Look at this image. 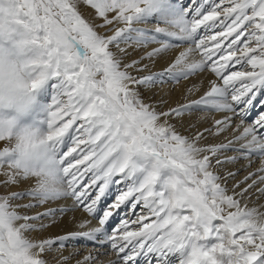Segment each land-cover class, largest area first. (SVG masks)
<instances>
[{
    "label": "snow or ice",
    "instance_id": "snow-or-ice-1",
    "mask_svg": "<svg viewBox=\"0 0 264 264\" xmlns=\"http://www.w3.org/2000/svg\"><path fill=\"white\" fill-rule=\"evenodd\" d=\"M82 4L94 13L85 14ZM153 19L169 27L139 26ZM173 41L191 46L161 72L133 75L143 71L139 61L124 62L132 45L158 43L146 53L153 57ZM205 68L222 83L211 82L198 100L159 110L143 97L142 86ZM260 96L264 0H0V185L35 178L33 187L0 195V264H48L57 242L98 235L116 254L108 264H264V212L241 206L264 176L247 184L256 175L249 173L246 187L237 182L229 191L214 170L232 159H217L228 145L201 147L202 133L187 137L170 123L194 105L231 112L243 126L234 137L246 140L241 150L264 158V111L245 125ZM231 121L216 120L217 132ZM256 171L264 172V160ZM112 185L123 187L98 215ZM256 191L264 194V187ZM25 196L41 204L71 198L99 226L29 239L32 221L53 210L21 215L11 201ZM125 205L130 213L109 233L110 218ZM92 261L89 254L77 264Z\"/></svg>",
    "mask_w": 264,
    "mask_h": 264
},
{
    "label": "bare ground",
    "instance_id": "bare-ground-1",
    "mask_svg": "<svg viewBox=\"0 0 264 264\" xmlns=\"http://www.w3.org/2000/svg\"><path fill=\"white\" fill-rule=\"evenodd\" d=\"M174 2L187 5L190 3V0H174ZM196 2L198 3L199 0H196ZM92 11L89 10V14H93ZM139 26L151 29H155L157 26L169 27L164 23H158L152 20L145 25ZM220 30L222 29H217V31ZM100 31H103V29H100ZM212 34L211 31H201V35ZM173 43L175 44L174 47L153 57H148L146 53L150 52L153 48L159 47L160 45L158 43H147L139 47L132 45L129 47L128 56L124 58V61L126 63H131L133 60L139 61L137 66L143 69V71L137 73L133 70L134 75H148L153 72H161L175 59L179 52L191 46L188 43H180L177 41H173ZM121 47H124V45H121ZM191 58L192 57H190V59ZM194 58L199 59V53H195ZM213 81L222 83L214 73L205 68L203 70H197L190 76L181 77L178 80L165 78L163 82H157L153 86H142L141 92L148 103L157 107L159 110H167L168 108H175L198 100L209 90L211 82ZM259 99H264V96H260L254 102V106L249 109L245 125L250 124L258 117L261 111H264V106L259 104ZM225 117H232V121L229 125L224 127L222 132L218 133L215 121L223 120ZM170 123L180 134L187 137L195 138L198 132L202 133V139L198 141V145L201 147L211 144L228 145V147L220 151L217 159L222 161H225V158L232 159H228L226 162L215 167L214 170L218 175L226 178V186L229 191H231L237 182H240V187H246L247 185L244 184L243 181L245 176L249 173L255 172L256 175L248 180L247 184H251L252 180H257L260 176H264V172L256 171L261 168L264 158L259 155H248L246 149L241 150L244 148L246 140L234 139V137L239 136L243 131V126L237 128V126L240 125L239 116H234L231 112L215 111L202 105H194L192 108L184 111L179 117H173ZM213 164H215V161H213ZM2 171L3 170L0 169V172ZM229 173L234 175L229 176ZM4 179L5 177L0 174V181ZM34 184L35 178H31L18 185L9 186L7 189L0 185V194H6L8 191H20L25 188L33 187ZM122 187L123 185L111 186L108 193L99 202L98 215L103 214V211L114 201L115 196L119 194ZM261 187H264V183H257L251 190L249 196L241 201V206L246 204L249 208H256L260 212H264V194H260L256 191V189ZM239 190V188L236 189L237 192H239ZM92 195L94 196L95 192H93ZM27 197L31 203L35 205L34 207H30V216H35L37 213H45L49 209L53 210L52 215H45L38 220L32 221L37 227L32 231L25 232V236H29V239H55L59 236H65L68 233L86 232L91 228L99 226L98 218H93V216L86 213L83 208L74 206L71 198H58L41 204L31 196ZM25 202L24 200L18 199L11 201V204L13 206L20 205V207L16 209L19 214L29 215L26 213L28 208L23 207V205H26ZM61 209H63V211ZM135 211L140 212L141 209L137 208ZM129 213L130 205L122 206V208L110 218L107 224V231L111 233V230L119 224L120 220L127 217ZM40 224H44L45 227L42 229L39 228ZM57 244H60V242H57ZM63 246V249L59 250V245L57 248L52 247L45 255L48 264H61V257H68L66 264H77V261H82L83 258L89 254L93 257L91 264H108L109 261L116 259L115 252L112 251L103 235H98L97 239L94 241L85 237L69 239L63 242Z\"/></svg>",
    "mask_w": 264,
    "mask_h": 264
},
{
    "label": "rangeland",
    "instance_id": "rangeland-1",
    "mask_svg": "<svg viewBox=\"0 0 264 264\" xmlns=\"http://www.w3.org/2000/svg\"><path fill=\"white\" fill-rule=\"evenodd\" d=\"M89 10H93V9H91L90 7H87V6H85V5H81V11H83L85 14H89ZM93 13H94V10L92 11ZM152 21H155V22H157L156 20H152ZM159 23H163V22H159ZM125 62V61H124ZM126 63V62H125ZM128 63H130V62H128ZM137 68H138V66H137ZM133 75H134V71H133V73H132ZM150 86H153V85H150ZM50 98H51V89L50 88H48L47 90H46V92L44 93V94H42L41 95V101H43V103H48L49 101H50ZM43 99V100H42ZM48 101V102H47ZM0 147H3V144L2 143H0ZM1 195V194H0ZM20 200H24V201H26L25 203L27 204L28 202H30L31 203V201L28 199V197L27 196H25L23 199H20ZM29 204V203H28ZM32 204V203H31ZM97 211H99V210H97ZM30 212H31V210H30V207H28V211L26 212V213H28L29 215H30ZM98 214H99V212H98ZM19 223H23V221L21 220ZM27 238H29V236H26ZM58 245H59V248H58V250L59 249H63V247L61 246V244H57L56 243V245H54L53 247H58ZM61 246V247H60Z\"/></svg>",
    "mask_w": 264,
    "mask_h": 264
}]
</instances>
